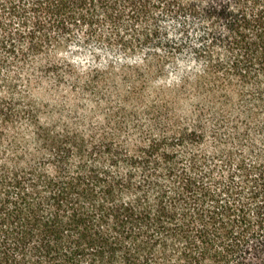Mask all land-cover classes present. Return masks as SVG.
<instances>
[{
  "label": "trees",
  "instance_id": "1",
  "mask_svg": "<svg viewBox=\"0 0 264 264\" xmlns=\"http://www.w3.org/2000/svg\"><path fill=\"white\" fill-rule=\"evenodd\" d=\"M0 264H264V0H0Z\"/></svg>",
  "mask_w": 264,
  "mask_h": 264
},
{
  "label": "rangeland",
  "instance_id": "2",
  "mask_svg": "<svg viewBox=\"0 0 264 264\" xmlns=\"http://www.w3.org/2000/svg\"><path fill=\"white\" fill-rule=\"evenodd\" d=\"M77 60L76 63H80V61L84 60V56L82 54H77L76 56H74L73 60ZM170 71V70H169ZM186 72H189V67H182L179 68L177 71L176 70H171L172 74H169V76L165 77V81L164 84L169 83L172 85L171 89H177V84L179 83L180 79L178 78L179 76H182L184 74H186ZM182 73V75H180ZM176 77V78H174ZM171 78H173L172 80H170ZM180 84V94H177L178 96V106L180 110L186 111L189 109V84H186L185 86ZM174 85V86H173ZM44 85L40 86V87H36V89L33 90V94H34V98L37 102H39L40 104L43 103H49V104H58V101L56 99L53 98V96H51L50 94H48L45 90H44ZM182 89V90H181ZM183 92V94H182ZM172 93V92H171ZM79 99L76 100L77 103H75V101H71L72 105L73 104H79ZM92 105L89 104L88 108L85 110L86 113H89V110L92 108Z\"/></svg>",
  "mask_w": 264,
  "mask_h": 264
}]
</instances>
